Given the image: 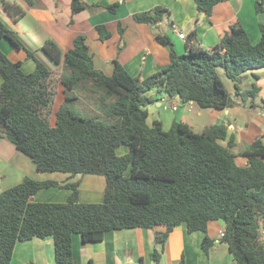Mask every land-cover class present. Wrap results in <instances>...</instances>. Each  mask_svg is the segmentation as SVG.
Masks as SVG:
<instances>
[{
    "label": "trees",
    "instance_id": "1",
    "mask_svg": "<svg viewBox=\"0 0 264 264\" xmlns=\"http://www.w3.org/2000/svg\"><path fill=\"white\" fill-rule=\"evenodd\" d=\"M194 1L211 23L213 8L226 0ZM3 4L13 16L25 13L17 4ZM85 8L80 0H72L73 14ZM109 8L115 11L116 5ZM256 11L264 12V0L256 2ZM169 15L168 8L158 6L136 13L134 19L157 27ZM97 31L101 40L111 36L105 25H98ZM192 36L179 54L168 35L156 33V40L169 48L170 62L144 79L117 59L111 75L96 68L85 35L75 37L64 58L54 41L43 44L56 65L63 63L59 81L54 69L32 52L28 54L36 68L26 73L22 61L11 60L0 49V137L30 157L40 171L102 175L106 181L99 203L80 201V182L61 185L24 177L0 190V264H11L18 241L52 238L57 264H77L76 234L89 243L102 241L107 231L164 226L155 234L157 248L152 252L158 264L175 227L185 223L190 233L207 232L212 221L225 225L221 242L233 264H264V134L238 151L236 135L222 123L200 132L182 121L168 127L160 119L148 123V106L160 100L157 94L183 104L196 102L203 109L225 110L237 99L256 105L260 87L245 82L258 78L264 68V25L257 43L238 23L211 49L191 42ZM0 38L23 47L1 20ZM219 68L233 83V94ZM58 83L64 99L54 110ZM75 90L105 92L93 103L94 114L74 107L82 95ZM119 147L127 151L118 154ZM238 156L247 157V165H239ZM53 186L72 190L67 201L33 200L41 189ZM213 244L204 238L206 252Z\"/></svg>",
    "mask_w": 264,
    "mask_h": 264
},
{
    "label": "crops",
    "instance_id": "2",
    "mask_svg": "<svg viewBox=\"0 0 264 264\" xmlns=\"http://www.w3.org/2000/svg\"><path fill=\"white\" fill-rule=\"evenodd\" d=\"M4 1L21 6L25 10L24 15L13 16L5 8ZM80 1L86 4V8L73 14L72 0H0V20L16 34L23 45L17 48L8 39L0 38V49L11 60L22 61V69L26 73L36 68V61L29 57V51L52 69L61 66L63 68V63L56 65L44 53L43 44L47 40L54 41L64 58L66 51L73 47L75 37L85 35L96 68L111 75L115 67L114 60L117 59L132 75L144 79L170 62L169 48L156 40V33L168 35L177 53L182 54L192 34L191 42L211 49L235 23L245 29L253 43L259 42L261 26L264 25V12L256 11L258 0L223 1L213 8L211 23L207 21L205 13L198 11L194 0ZM111 5H116L115 11L109 8ZM158 6L168 8L170 15L157 27L135 21L136 13ZM98 25H105L110 31L111 36L108 39H100ZM173 25L185 32V40L177 36ZM258 75V78L254 77L248 80V85L246 84L248 87L253 82L260 87L256 105L237 99L235 106L225 110L203 109L196 102L183 104L178 98L157 94L160 97V100L155 102L157 107H163L166 102L168 107L169 104H177L178 108L175 111L171 107L163 111L158 110V114L149 111V115L162 120L166 127L175 120L189 124L194 130L196 125L199 127L197 132L208 125L224 121L222 124L227 126L230 133L236 135V150H243L256 136L264 134V68ZM1 83L0 76V85ZM195 107L197 117L193 119L191 113ZM10 143L8 139L0 137V190L13 187L21 183L24 177H30L36 180H54L61 185L80 182V201L103 200L106 181L105 185H102L99 179L86 178L88 175L71 176L67 173L40 171L30 157L26 155L28 160L23 152ZM124 149L118 154H124L127 151L125 147ZM247 162V157L238 156L239 165L245 166ZM96 183L103 189L98 190ZM71 193L72 190L66 187L53 186L41 189L33 200L65 202ZM164 230V226L154 229L112 230L105 233L102 241L89 243H84L81 236L76 234L73 236L75 261L77 264H157L152 259V252L157 248L155 234ZM224 230V223L215 221L210 223L207 232L190 233L185 223L175 227L169 234L158 264H233L228 247L219 241ZM206 236L214 242L208 252L203 248ZM27 263L57 264L53 239L34 238L18 241L11 264Z\"/></svg>",
    "mask_w": 264,
    "mask_h": 264
},
{
    "label": "rangeland",
    "instance_id": "3",
    "mask_svg": "<svg viewBox=\"0 0 264 264\" xmlns=\"http://www.w3.org/2000/svg\"><path fill=\"white\" fill-rule=\"evenodd\" d=\"M182 40H184V39H182ZM219 70H220V75H221V77H222V79H223V81L225 82V84H226V86H227V88H228V90H229V92L231 93V94H233L234 93V86H233V83L231 82V80L230 79H228L227 78V76L225 75V72H224V69H220L219 68ZM53 75H54V79L56 80V81H59V79H60V76L62 75V66L61 67H59V68H55L54 69V73H53ZM250 80V79H249ZM245 83H247V80H246V82ZM59 84V83H58ZM59 87V88H58ZM57 88H58V94H57V96H56V99H55V105H54V110H56L57 108H58V106L60 105V103L63 101V99H64V94H63V91H62V86L60 87V84L59 85H57ZM79 90H75V93L77 94V93H79V94H82V95H78L79 97H80V100L79 101H77L74 105V107H76V109L77 110H79L80 112H82V113H84V114H94V113H92L93 111H92V109H94L93 108V103H95V102H97V100L100 98L99 96L102 94V93H104L105 94V92L102 90V91H100V92H98V93H95V94H93V93H91V92H89V91H86V90H80V92H78ZM99 91V90H98ZM83 95H84V97H83ZM90 95H91V97H90ZM90 98H91V100H93V101H90ZM110 99H111V97H109L108 98V100L110 101ZM115 98L113 97V100H114ZM90 104H91V106H90ZM170 106L168 107V104L166 103V102H164V105H163V107H157V103H153V104H150L149 106H148V110L149 111H153L154 113H156V114H158V110H160V111H163L164 109H166V108H170L171 107V104H169ZM95 107V106H94ZM95 108H97V107H95ZM95 110V109H94ZM196 110H197V107H195L194 108V111L191 113V117L194 119L195 117H197V115H196ZM101 111V110H100ZM153 119H154V117L153 116H150L149 115V117H148V123L149 124H151L152 123V121H153ZM195 126V130L196 131H199V127L198 126H196V125H194ZM166 129H168V128H166ZM11 144V143H10ZM125 149H124V147H121V148H119V149H117V153H122L123 151H124ZM19 152V151H18ZM21 153V152H20ZM22 154V153H21ZM24 156H26V154L24 155ZM26 158H28L27 156H26ZM28 160H29V158H28ZM31 173V172H30ZM32 175V174H31ZM30 176V175H29ZM94 178V180H96V179H99V182L102 184V185H105V178H104V176H102V175H88L86 178ZM97 184V189L98 190H102L103 188L101 187V185H99L98 183H96ZM89 185H91V183L89 184ZM104 192V191H103ZM101 202L103 201L102 199L100 200ZM96 203H99V202H96ZM215 222H219V223H222V221H215ZM211 223V222H210ZM210 225V224H209ZM220 239H219V241H221V239L223 238H221V237H219ZM159 246V245H158Z\"/></svg>",
    "mask_w": 264,
    "mask_h": 264
},
{
    "label": "built area",
    "instance_id": "4",
    "mask_svg": "<svg viewBox=\"0 0 264 264\" xmlns=\"http://www.w3.org/2000/svg\"><path fill=\"white\" fill-rule=\"evenodd\" d=\"M173 30L175 31V33L177 34V36L180 39H184L185 40L187 38L185 32H183L182 30H180L177 26H174L173 25ZM171 108L175 111V110H177L178 105L177 104H172L171 105ZM223 236H224V231L221 232L220 237L222 238Z\"/></svg>",
    "mask_w": 264,
    "mask_h": 264
},
{
    "label": "water",
    "instance_id": "5",
    "mask_svg": "<svg viewBox=\"0 0 264 264\" xmlns=\"http://www.w3.org/2000/svg\"><path fill=\"white\" fill-rule=\"evenodd\" d=\"M202 13V12H201ZM219 123V122H218ZM221 123H224V121H221Z\"/></svg>",
    "mask_w": 264,
    "mask_h": 264
}]
</instances>
